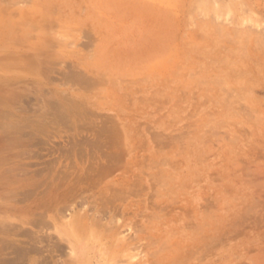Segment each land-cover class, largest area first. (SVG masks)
I'll return each mask as SVG.
<instances>
[{"label":"rangeland","instance_id":"obj_1","mask_svg":"<svg viewBox=\"0 0 264 264\" xmlns=\"http://www.w3.org/2000/svg\"><path fill=\"white\" fill-rule=\"evenodd\" d=\"M0 264H264V0H0Z\"/></svg>","mask_w":264,"mask_h":264},{"label":"bare ground","instance_id":"obj_2","mask_svg":"<svg viewBox=\"0 0 264 264\" xmlns=\"http://www.w3.org/2000/svg\"><path fill=\"white\" fill-rule=\"evenodd\" d=\"M197 250V249H196ZM185 258V257H184Z\"/></svg>","mask_w":264,"mask_h":264}]
</instances>
